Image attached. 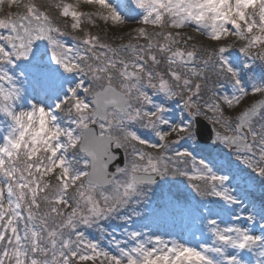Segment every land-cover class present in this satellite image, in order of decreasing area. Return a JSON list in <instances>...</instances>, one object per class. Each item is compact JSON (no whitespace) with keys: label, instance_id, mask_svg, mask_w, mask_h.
<instances>
[{"label":"snow or ice","instance_id":"snow-or-ice-1","mask_svg":"<svg viewBox=\"0 0 264 264\" xmlns=\"http://www.w3.org/2000/svg\"><path fill=\"white\" fill-rule=\"evenodd\" d=\"M0 264H264V0H0Z\"/></svg>","mask_w":264,"mask_h":264},{"label":"rangeland","instance_id":"rangeland-1","mask_svg":"<svg viewBox=\"0 0 264 264\" xmlns=\"http://www.w3.org/2000/svg\"><path fill=\"white\" fill-rule=\"evenodd\" d=\"M75 0H70V3H74ZM86 7V6H84ZM135 26V25H131V26H128V27H124L123 29H127V30H131V28ZM122 29V28H119V30ZM189 30V31H188ZM185 31L188 33H190L192 36H193V40L191 41L192 43L193 42H197V43H207V41L205 40L204 37L202 36H199L197 33H194L192 31V29H185ZM193 225H191V220L190 219H183L181 220L179 217L176 218L175 222L174 223H170V225L166 228H161L160 231L161 233L163 234L164 232H170L172 235H176L177 233H181V232H187L188 229L192 228ZM95 234V233H93Z\"/></svg>","mask_w":264,"mask_h":264},{"label":"trees","instance_id":"trees-1","mask_svg":"<svg viewBox=\"0 0 264 264\" xmlns=\"http://www.w3.org/2000/svg\"><path fill=\"white\" fill-rule=\"evenodd\" d=\"M67 2H70V0H67ZM81 10H84V11H88L90 9H88L87 7H82ZM99 27H96V28H93L92 31L93 32H102L103 29H107L108 26L107 25H104L102 22L100 21H97ZM135 27V26H133ZM128 31L130 30H125V29H112V30H109L107 32V37L106 38H111L112 36H118L119 34L121 33H127ZM117 43H127L128 42V37L125 35V38L123 40H118L116 41ZM232 42H235V38L234 37H230L229 39H227V41L225 43H232ZM193 44H197V42H193ZM242 59V57H241ZM255 99H259V97H250V98H247L244 102V105L246 106L247 104L249 103H252Z\"/></svg>","mask_w":264,"mask_h":264},{"label":"water","instance_id":"water-1","mask_svg":"<svg viewBox=\"0 0 264 264\" xmlns=\"http://www.w3.org/2000/svg\"><path fill=\"white\" fill-rule=\"evenodd\" d=\"M203 128H204L205 133L211 130V126L207 124V122L205 121H203Z\"/></svg>","mask_w":264,"mask_h":264}]
</instances>
